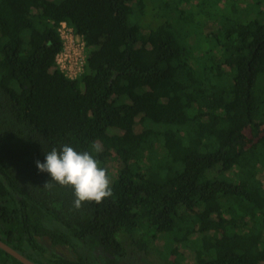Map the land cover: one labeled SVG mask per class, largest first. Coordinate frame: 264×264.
Segmentation results:
<instances>
[{
	"label": "trees",
	"instance_id": "obj_1",
	"mask_svg": "<svg viewBox=\"0 0 264 264\" xmlns=\"http://www.w3.org/2000/svg\"><path fill=\"white\" fill-rule=\"evenodd\" d=\"M61 23L84 43L75 79ZM65 144L111 197L77 209L44 187L35 162ZM0 240L35 264H136L159 243V264H264V0H0Z\"/></svg>",
	"mask_w": 264,
	"mask_h": 264
},
{
	"label": "clouds",
	"instance_id": "obj_2",
	"mask_svg": "<svg viewBox=\"0 0 264 264\" xmlns=\"http://www.w3.org/2000/svg\"><path fill=\"white\" fill-rule=\"evenodd\" d=\"M35 163L39 172L51 177L45 188H51L54 182L73 189V206L77 209L85 202L99 204L112 196L107 169L87 151L78 152L65 144L59 150L54 147L46 153L44 162L37 160Z\"/></svg>",
	"mask_w": 264,
	"mask_h": 264
},
{
	"label": "rangeland",
	"instance_id": "obj_3",
	"mask_svg": "<svg viewBox=\"0 0 264 264\" xmlns=\"http://www.w3.org/2000/svg\"><path fill=\"white\" fill-rule=\"evenodd\" d=\"M199 0H197L198 2ZM58 33L62 40V49L55 59V67L59 69L64 75L70 78H75L81 74L82 66L84 65V46L82 40L77 36L73 29L70 27L59 24L57 26ZM71 59V60H70ZM114 163L109 162L112 171L115 170ZM43 245L48 249L49 252L58 255L66 259H74L73 252L67 247L55 246L52 247L46 239H41ZM161 243L157 245V252L152 253L147 256H142L140 254H134L136 258V264H159V255L162 256ZM138 257V259H137ZM184 258L189 262L190 251H185Z\"/></svg>",
	"mask_w": 264,
	"mask_h": 264
},
{
	"label": "water",
	"instance_id": "obj_4",
	"mask_svg": "<svg viewBox=\"0 0 264 264\" xmlns=\"http://www.w3.org/2000/svg\"><path fill=\"white\" fill-rule=\"evenodd\" d=\"M0 249L4 251L6 254H8L10 257H12L14 260L19 262L20 264H35L29 259L25 258L23 255H21L19 252L8 246L2 240H0Z\"/></svg>",
	"mask_w": 264,
	"mask_h": 264
},
{
	"label": "built area",
	"instance_id": "obj_5",
	"mask_svg": "<svg viewBox=\"0 0 264 264\" xmlns=\"http://www.w3.org/2000/svg\"><path fill=\"white\" fill-rule=\"evenodd\" d=\"M61 24H64V23H61ZM64 25H66V24H64ZM67 26V25H66ZM72 29V28H71ZM77 35V34H76ZM78 36V35H77ZM80 37V36H79ZM81 38V37H80ZM82 40V39H81ZM82 43H83V41H82ZM83 46H84V43H83ZM84 51V50H83ZM71 60V59H70ZM84 65H85V55H84V63H83ZM84 65L82 66V71H81V73L83 72V69H84ZM66 76V75H65ZM80 76V75H79ZM79 76H77V77H79ZM67 77V76H66ZM77 77H75V78H77ZM68 78H70V77H68ZM75 78H70V79H75Z\"/></svg>",
	"mask_w": 264,
	"mask_h": 264
}]
</instances>
